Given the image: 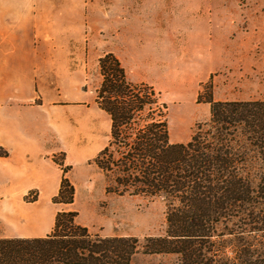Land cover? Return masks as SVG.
<instances>
[{
	"label": "rangeland",
	"instance_id": "rangeland-1",
	"mask_svg": "<svg viewBox=\"0 0 264 264\" xmlns=\"http://www.w3.org/2000/svg\"><path fill=\"white\" fill-rule=\"evenodd\" d=\"M189 2L193 4L192 0H0V26L18 27L34 41L33 33H50L54 48L51 65L41 67L38 74L51 121L57 105L67 111L58 136L51 130L52 140L58 138L61 146L52 157L63 165L78 161L77 167L84 170L76 175L77 187L72 181L71 204L60 202L58 193L51 200L60 211H75L76 223L90 233L136 238L129 264H177L178 256L144 252L147 237L166 236L165 199L105 192L106 178L93 162L108 142L111 123L95 102L101 83L98 59L113 53L128 80L148 83L160 92L171 143L187 142L198 124L209 120L210 105L197 102L199 91L202 98L211 92L216 101H264V0H211L208 9L223 16V49L207 57L208 75L202 74L203 80L179 24ZM139 51L150 56L140 61L133 57ZM64 52L72 58L68 65L62 64ZM72 108L75 119L67 110ZM80 147L88 157L83 162L77 154ZM26 196L36 200L38 193ZM223 227L219 224L218 231Z\"/></svg>",
	"mask_w": 264,
	"mask_h": 264
},
{
	"label": "trees",
	"instance_id": "trees-1",
	"mask_svg": "<svg viewBox=\"0 0 264 264\" xmlns=\"http://www.w3.org/2000/svg\"><path fill=\"white\" fill-rule=\"evenodd\" d=\"M98 65L95 102L111 123L93 162L105 192L166 202V236L147 237L144 252L175 253L177 264H264V101H216L199 91L209 120L187 142L171 143L160 92L128 80L111 52ZM52 160L62 169L60 202L71 204L72 166ZM75 216L57 212L45 237L0 238V264H129L136 238L90 233Z\"/></svg>",
	"mask_w": 264,
	"mask_h": 264
},
{
	"label": "crops",
	"instance_id": "crops-1",
	"mask_svg": "<svg viewBox=\"0 0 264 264\" xmlns=\"http://www.w3.org/2000/svg\"><path fill=\"white\" fill-rule=\"evenodd\" d=\"M192 2L181 11L179 24L187 34L203 80L202 74L208 75L207 57L212 51L223 49V16L219 10L208 9L211 0ZM29 34L20 32L18 27L0 26V148L6 151V155H0V238L44 237L52 232L55 215L60 211L51 199L59 191L62 176L52 154L61 146L58 138L52 140L51 130L58 136L67 111L57 105L52 122L39 85L41 67L51 65L54 48L50 33H33L37 41L31 40ZM67 45L63 44L64 51ZM215 55L219 56L217 52ZM148 56L145 51L133 55L140 61ZM70 60L65 53L62 64L68 65ZM67 110L75 119V109ZM77 151L82 157L79 162L88 159L84 148ZM77 162H66L72 165L67 176L76 187V175L84 170L77 167ZM30 191H37L36 200L25 199Z\"/></svg>",
	"mask_w": 264,
	"mask_h": 264
}]
</instances>
